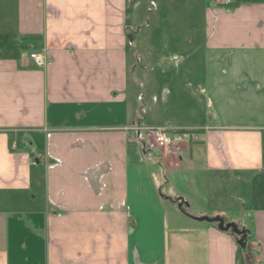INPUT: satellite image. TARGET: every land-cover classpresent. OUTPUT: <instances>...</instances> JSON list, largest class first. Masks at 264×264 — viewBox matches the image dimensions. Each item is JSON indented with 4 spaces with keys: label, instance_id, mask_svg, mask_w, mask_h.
<instances>
[{
    "label": "crops",
    "instance_id": "0c3cea01",
    "mask_svg": "<svg viewBox=\"0 0 264 264\" xmlns=\"http://www.w3.org/2000/svg\"><path fill=\"white\" fill-rule=\"evenodd\" d=\"M127 2L0 0V264H264V0L210 1V121L153 126L127 102ZM138 124L200 138L163 150ZM199 163L206 208L170 185ZM223 176L249 202L216 197Z\"/></svg>",
    "mask_w": 264,
    "mask_h": 264
},
{
    "label": "rangeland",
    "instance_id": "374dc122",
    "mask_svg": "<svg viewBox=\"0 0 264 264\" xmlns=\"http://www.w3.org/2000/svg\"><path fill=\"white\" fill-rule=\"evenodd\" d=\"M127 1L126 18L130 27L127 31L132 36V39L131 36L127 37V102L132 113L142 111L146 117L145 123L151 126L168 121L176 125H202L210 121L211 108L205 90L204 13L211 0ZM198 158L201 159L202 154L196 150L195 159ZM151 163L150 167L155 168V164ZM202 168L199 163L196 170L176 172L175 176L171 174L170 185L176 187L179 193L190 195L200 207L206 208L205 196L210 191L206 183L202 184L201 178L206 174ZM196 179H199L197 186ZM229 180L223 176L220 182L212 181L211 192L216 197L219 193L230 194L237 204L242 202V196L243 202L247 203L245 193L249 191V186L244 187L239 177H229ZM251 189L257 191L258 186ZM212 201L214 203L215 198ZM196 211L197 208L190 210L192 213ZM239 214L242 216L243 212ZM187 215L190 216V213ZM242 219H248L247 214ZM242 255L240 251L241 264H245ZM173 259L174 254L169 257L170 264Z\"/></svg>",
    "mask_w": 264,
    "mask_h": 264
},
{
    "label": "built area",
    "instance_id": "2783aa9c",
    "mask_svg": "<svg viewBox=\"0 0 264 264\" xmlns=\"http://www.w3.org/2000/svg\"><path fill=\"white\" fill-rule=\"evenodd\" d=\"M224 4H229L234 0H223ZM31 59L38 66L46 64V56L41 52H32ZM139 131H145L151 137L155 146L163 150H171L175 145L182 143H195L200 138L199 128H175V127H148L143 125H136Z\"/></svg>",
    "mask_w": 264,
    "mask_h": 264
},
{
    "label": "water",
    "instance_id": "95a60500",
    "mask_svg": "<svg viewBox=\"0 0 264 264\" xmlns=\"http://www.w3.org/2000/svg\"><path fill=\"white\" fill-rule=\"evenodd\" d=\"M131 39H132V37H131ZM186 205H188V204L186 203ZM180 206H182V205L180 204ZM190 216H192V215H190ZM192 217L196 220H199V221L217 222L218 227L223 231H228L231 229L233 232H235L237 235L240 236L238 243L241 246H245L246 240H247V231L240 229L239 226L235 222L225 223V219L222 216H214V217H209V216L194 217V216H192Z\"/></svg>",
    "mask_w": 264,
    "mask_h": 264
},
{
    "label": "trees",
    "instance_id": "16d2710c",
    "mask_svg": "<svg viewBox=\"0 0 264 264\" xmlns=\"http://www.w3.org/2000/svg\"><path fill=\"white\" fill-rule=\"evenodd\" d=\"M233 3H236V2H231V3H229V4H226V5H229V6H230V5H232Z\"/></svg>",
    "mask_w": 264,
    "mask_h": 264
}]
</instances>
